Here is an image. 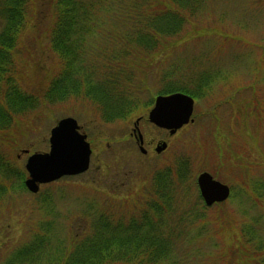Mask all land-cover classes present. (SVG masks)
<instances>
[{
  "label": "rangeland",
  "instance_id": "rangeland-1",
  "mask_svg": "<svg viewBox=\"0 0 264 264\" xmlns=\"http://www.w3.org/2000/svg\"><path fill=\"white\" fill-rule=\"evenodd\" d=\"M28 1L14 59L20 86L42 97L61 69L50 38L57 0ZM106 12L96 48L111 47L109 37L122 29ZM138 59L141 102L132 116L107 121L97 102L81 96L43 99L0 134V153L11 165L0 170V264H64L92 219L102 211L116 222L140 217L166 174L179 177L161 217L175 240L176 264H264V0H207L179 37ZM184 76L203 81L205 94L194 98V123L170 135L148 115L166 85ZM66 117L88 136L90 168L31 193L27 160L49 151L50 132ZM137 120L147 154L132 135ZM160 140L168 149L158 154ZM203 172L231 188L227 201L205 205L197 184Z\"/></svg>",
  "mask_w": 264,
  "mask_h": 264
},
{
  "label": "trees",
  "instance_id": "trees-1",
  "mask_svg": "<svg viewBox=\"0 0 264 264\" xmlns=\"http://www.w3.org/2000/svg\"><path fill=\"white\" fill-rule=\"evenodd\" d=\"M28 2L0 0V134L10 130L17 117L37 109L43 99L55 104L81 96L97 102L107 121L132 116L141 102L134 63L143 53L154 54L179 37L207 0H57L50 38L61 69L42 97L20 86L14 59ZM105 9L122 29L109 37L111 47L96 48L93 42ZM184 78L196 87L190 89L188 82L180 80L179 85L167 84L161 94L182 92L194 98L205 94L203 81ZM0 155V170L6 172L10 162ZM169 175L157 179L158 198L140 217L116 222L102 211L92 219L90 232L81 231L64 264H176L175 240L164 232L161 220L172 199V185L179 180H170ZM4 192L0 189V194Z\"/></svg>",
  "mask_w": 264,
  "mask_h": 264
},
{
  "label": "water",
  "instance_id": "water-1",
  "mask_svg": "<svg viewBox=\"0 0 264 264\" xmlns=\"http://www.w3.org/2000/svg\"><path fill=\"white\" fill-rule=\"evenodd\" d=\"M194 106L193 97L182 92L159 95L148 118L155 126L169 130L171 135H174L184 126L194 123ZM137 138L143 142L140 131ZM49 143L48 152L34 153L29 156L26 163L28 178L25 186L34 194L39 192L41 185L56 182L63 177L81 175L90 168L91 144L75 118L61 119L52 128ZM166 148L167 144L162 143L156 150L161 153ZM141 150L143 153L146 152L143 145ZM197 183L201 197L208 207L225 202L231 196V188L216 180L209 172L201 173Z\"/></svg>",
  "mask_w": 264,
  "mask_h": 264
},
{
  "label": "flooded vegetation",
  "instance_id": "flooded-vegetation-1",
  "mask_svg": "<svg viewBox=\"0 0 264 264\" xmlns=\"http://www.w3.org/2000/svg\"><path fill=\"white\" fill-rule=\"evenodd\" d=\"M138 121V120H137ZM137 121H136V123H135V128H134V130H133V136L135 137V139H136V141H137V144L139 145V147H140V150H141V146L143 145V147H144V143H145V141H144V138H143V142H141L138 138H137V135H139V131H140V129H139V123H140V120H139V122L137 123ZM165 130V129H164ZM136 131V132H135ZM168 132H169V134L171 135V133H170V131L169 130H167ZM162 143H166L167 144V148H166V150L168 149V143L167 142H165V141H157V143H156V147H155V151L157 152V147L159 146V144H162ZM144 149H145V147H144ZM166 150H164L163 152H165ZM145 153H143L142 152V150H141V152L143 153V154H147V150L145 149ZM163 152H161V153H163ZM158 153V152H157ZM161 153H158V154H161Z\"/></svg>",
  "mask_w": 264,
  "mask_h": 264
}]
</instances>
